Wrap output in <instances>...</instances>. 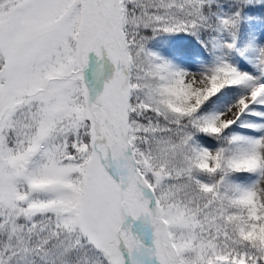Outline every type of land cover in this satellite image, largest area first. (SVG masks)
<instances>
[{
    "label": "snow or ice",
    "instance_id": "6c2138e0",
    "mask_svg": "<svg viewBox=\"0 0 264 264\" xmlns=\"http://www.w3.org/2000/svg\"><path fill=\"white\" fill-rule=\"evenodd\" d=\"M260 2L0 0V264H264Z\"/></svg>",
    "mask_w": 264,
    "mask_h": 264
},
{
    "label": "trees",
    "instance_id": "16d2710c",
    "mask_svg": "<svg viewBox=\"0 0 264 264\" xmlns=\"http://www.w3.org/2000/svg\"><path fill=\"white\" fill-rule=\"evenodd\" d=\"M244 12L249 13V16L253 18V23L256 24L258 30L264 33V0H261L260 3L249 5ZM244 21L245 17L240 21L238 35L240 37L242 36V38L246 37L240 43V45L246 46L250 41L251 34L246 30ZM146 34L150 36L147 43L148 45H160L165 49L166 53L172 56L185 55L198 59L200 52H205L194 38L184 33L159 34L155 36H152L151 33Z\"/></svg>",
    "mask_w": 264,
    "mask_h": 264
},
{
    "label": "rangeland",
    "instance_id": "374dc122",
    "mask_svg": "<svg viewBox=\"0 0 264 264\" xmlns=\"http://www.w3.org/2000/svg\"><path fill=\"white\" fill-rule=\"evenodd\" d=\"M250 24V23H249ZM253 28V32L252 34H254V39L252 40L250 45H264V34H258L257 30L252 22V24H250V28ZM147 48L156 53L158 56L164 58V59H168V61H171L172 63H174L175 65H178L181 68H184L186 70L189 71H196L198 70L199 64H197L192 58H185V57H170L165 53V50L162 49L160 46L156 45V46H152V45H146ZM237 46L239 48H244L243 45L239 44V39L237 41ZM246 55H251V52L246 53ZM231 59L232 61L236 64V66L238 68H240L241 70L244 71H251V65L248 62V60L244 57L241 56L237 53H230ZM211 59V57H206L204 60H209Z\"/></svg>",
    "mask_w": 264,
    "mask_h": 264
}]
</instances>
